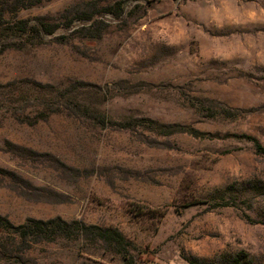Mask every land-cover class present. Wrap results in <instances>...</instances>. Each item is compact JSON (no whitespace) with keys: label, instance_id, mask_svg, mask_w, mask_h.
<instances>
[{"label":"rangeland","instance_id":"374dc122","mask_svg":"<svg viewBox=\"0 0 264 264\" xmlns=\"http://www.w3.org/2000/svg\"><path fill=\"white\" fill-rule=\"evenodd\" d=\"M0 215L123 235L0 264H264V0H0Z\"/></svg>","mask_w":264,"mask_h":264},{"label":"trees","instance_id":"16d2710c","mask_svg":"<svg viewBox=\"0 0 264 264\" xmlns=\"http://www.w3.org/2000/svg\"><path fill=\"white\" fill-rule=\"evenodd\" d=\"M107 9L112 10L110 7ZM254 140L257 150L261 151L262 147L260 146V143L256 139ZM0 228L11 230L17 234L18 237L23 239L29 237L33 242L50 239L56 233L70 232L71 230H74V228L85 236L92 235L106 244L119 243L123 240L122 233L117 229L86 225L79 221L68 222L61 218L49 220L31 218L26 223L14 225L8 219L0 215Z\"/></svg>","mask_w":264,"mask_h":264}]
</instances>
